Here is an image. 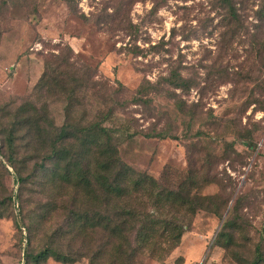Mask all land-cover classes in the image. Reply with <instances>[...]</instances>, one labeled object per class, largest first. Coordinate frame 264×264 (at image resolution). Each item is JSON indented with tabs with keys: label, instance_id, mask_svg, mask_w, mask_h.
<instances>
[{
	"label": "rangeland",
	"instance_id": "obj_1",
	"mask_svg": "<svg viewBox=\"0 0 264 264\" xmlns=\"http://www.w3.org/2000/svg\"><path fill=\"white\" fill-rule=\"evenodd\" d=\"M231 3L235 15L219 0H0V264H88L26 257L75 238L53 235L75 185L60 180L63 162L40 167L68 104L55 81L36 89L43 74L81 78L72 122L114 107L116 125L137 133L119 141L124 164L161 188L192 178L183 197L220 203L217 215L174 208L186 224L177 246L135 264H245L238 254L249 259L257 245L264 255V0ZM176 74L184 87L165 80ZM10 129L13 156L2 146ZM71 155L72 166L93 158ZM226 218L229 244L219 238Z\"/></svg>",
	"mask_w": 264,
	"mask_h": 264
},
{
	"label": "trees",
	"instance_id": "obj_2",
	"mask_svg": "<svg viewBox=\"0 0 264 264\" xmlns=\"http://www.w3.org/2000/svg\"><path fill=\"white\" fill-rule=\"evenodd\" d=\"M219 1L227 7L230 14L235 15L231 0ZM172 78L174 80H165L174 88L185 86L182 76L176 74ZM49 80L55 81L54 88L59 93L67 94L68 104L66 121L55 132L48 146L39 150L42 153L40 167L46 168L49 162L56 169L55 164L59 166L58 163L63 162L65 172L59 174L60 180L65 184L74 182L75 190L69 197L71 206L66 224L53 235H71L75 237L72 240L75 242L66 243L65 249L61 245L57 247L50 243L35 254L27 253V258L41 262L52 257L62 263H73L86 257L88 264H135L138 256L145 250H150L153 255L155 252H168L177 246L186 224L183 215L178 217L172 214V210L177 212L175 209L184 208L194 212L196 206L197 210H209L216 215L220 213V203L215 196L201 197L197 193L192 198L182 196L191 183H195L194 179L181 182L175 189L161 188L154 177L136 172L124 164L118 156L119 141L123 135L132 137L137 133H129L125 128L116 125L114 107L101 110L97 119L91 117L87 121L78 122H72L74 118L69 120L77 93L83 88L80 77L71 76V80L67 82L63 77L58 79L56 76L43 74L36 89L46 91L50 85ZM144 87L140 86L138 91ZM50 91L55 94L52 90L48 92ZM105 122L111 125H105ZM15 138L14 129H10L2 139V146L8 149L11 156L16 153ZM75 141L83 146L88 145L83 153L76 151V146L72 144ZM90 146L97 150H92ZM71 151L78 157L79 162L88 156L93 158H87L82 164L72 166L70 160L74 157ZM19 179L23 180H17ZM140 198L145 201L140 203ZM2 214L0 210V216ZM30 222L28 230L31 234L33 219ZM233 222V219L226 218L220 230L219 238L222 237L227 244L234 239L227 231L232 228ZM98 231L102 234L100 238L96 235ZM238 255L245 264H261L264 261L259 245L249 259Z\"/></svg>",
	"mask_w": 264,
	"mask_h": 264
}]
</instances>
